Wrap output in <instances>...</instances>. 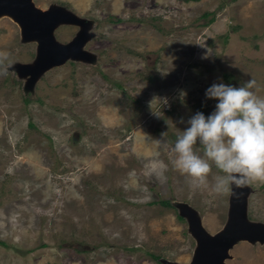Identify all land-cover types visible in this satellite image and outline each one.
Wrapping results in <instances>:
<instances>
[{"label": "rangeland", "instance_id": "obj_1", "mask_svg": "<svg viewBox=\"0 0 264 264\" xmlns=\"http://www.w3.org/2000/svg\"><path fill=\"white\" fill-rule=\"evenodd\" d=\"M31 1L88 19L94 57L66 59L25 88L13 64L30 62L36 43L0 14V264L188 262L195 240L178 204L213 233L228 195L192 188L171 147L192 115L214 110L213 83L254 79L264 97V0ZM77 29L60 23L53 36ZM248 185L246 216L264 222V182ZM227 252L223 264H264V242Z\"/></svg>", "mask_w": 264, "mask_h": 264}, {"label": "clouds", "instance_id": "obj_2", "mask_svg": "<svg viewBox=\"0 0 264 264\" xmlns=\"http://www.w3.org/2000/svg\"><path fill=\"white\" fill-rule=\"evenodd\" d=\"M7 59L0 52V65ZM255 88L256 81L248 79L238 87L220 82L206 89V98L217 101L214 110L192 115L171 147L174 168L190 178L192 188L210 186L217 195L238 197L235 189L264 182V97ZM213 167L217 174L210 185Z\"/></svg>", "mask_w": 264, "mask_h": 264}, {"label": "water", "instance_id": "obj_3", "mask_svg": "<svg viewBox=\"0 0 264 264\" xmlns=\"http://www.w3.org/2000/svg\"><path fill=\"white\" fill-rule=\"evenodd\" d=\"M9 15L18 25L20 39L34 40L35 54L30 62L14 63L18 76H23L25 88L33 85L45 69L66 59L92 61L94 55L83 48L91 36L89 20L60 4L39 8L31 0H0V14ZM60 23L75 24L78 29L65 42L56 40L53 29ZM250 186L235 189L238 197L228 195L226 219L221 228L208 232L201 224L196 211L186 203L178 204V214L187 220V230L195 240L188 262L162 258L163 264H223L228 249L239 239L264 242V222L246 216V196Z\"/></svg>", "mask_w": 264, "mask_h": 264}, {"label": "trees", "instance_id": "obj_4", "mask_svg": "<svg viewBox=\"0 0 264 264\" xmlns=\"http://www.w3.org/2000/svg\"><path fill=\"white\" fill-rule=\"evenodd\" d=\"M156 202H159V203H161L163 205H167V206L171 205V203H170V201L168 199H158V200H156ZM177 215L179 217L181 216L179 214H177ZM149 255H151L152 257H156V255H154L153 253H149Z\"/></svg>", "mask_w": 264, "mask_h": 264}]
</instances>
